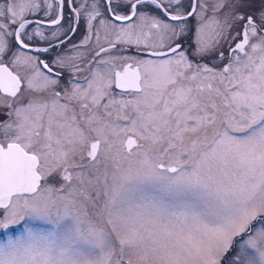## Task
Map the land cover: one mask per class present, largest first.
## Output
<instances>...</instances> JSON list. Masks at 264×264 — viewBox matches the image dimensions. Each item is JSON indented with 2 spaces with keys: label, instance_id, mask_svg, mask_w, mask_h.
<instances>
[{
  "label": "snow or ice",
  "instance_id": "obj_1",
  "mask_svg": "<svg viewBox=\"0 0 264 264\" xmlns=\"http://www.w3.org/2000/svg\"><path fill=\"white\" fill-rule=\"evenodd\" d=\"M260 3L0 0V264H264Z\"/></svg>",
  "mask_w": 264,
  "mask_h": 264
},
{
  "label": "flooded vegetation",
  "instance_id": "obj_2",
  "mask_svg": "<svg viewBox=\"0 0 264 264\" xmlns=\"http://www.w3.org/2000/svg\"><path fill=\"white\" fill-rule=\"evenodd\" d=\"M260 7H261L260 0H255V7H254V9H244L243 11L248 12V13H252L253 11H255V9H259ZM65 15L66 16L68 15L67 6L65 7ZM82 34H83V28H81L80 31L77 32V34L73 37L72 43L78 42L81 39ZM223 50L225 51V55H227L228 54L227 53V47H225ZM200 62L201 63H208L210 65H215L216 67H221L219 61L214 60L211 56L204 57ZM225 63H227V61H225ZM4 118L5 117L0 116V120H3ZM15 232L16 231H14L13 228L10 231H0V240L6 239L8 237V235L15 234Z\"/></svg>",
  "mask_w": 264,
  "mask_h": 264
},
{
  "label": "rangeland",
  "instance_id": "obj_3",
  "mask_svg": "<svg viewBox=\"0 0 264 264\" xmlns=\"http://www.w3.org/2000/svg\"><path fill=\"white\" fill-rule=\"evenodd\" d=\"M92 209L91 207H89V212H91ZM32 226L37 228V229H40V230H49L51 228V225L47 224V223H44V222H41V221H32ZM23 226L22 225H17V226H14L13 227V230L16 231L15 234H12V235H19L23 230L22 228ZM9 236V235H8Z\"/></svg>",
  "mask_w": 264,
  "mask_h": 264
}]
</instances>
